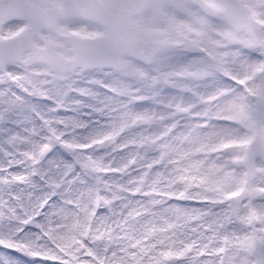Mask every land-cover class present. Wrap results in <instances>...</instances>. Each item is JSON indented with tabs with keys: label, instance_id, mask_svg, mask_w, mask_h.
I'll return each instance as SVG.
<instances>
[{
	"label": "snow or ice",
	"instance_id": "snow-or-ice-1",
	"mask_svg": "<svg viewBox=\"0 0 264 264\" xmlns=\"http://www.w3.org/2000/svg\"><path fill=\"white\" fill-rule=\"evenodd\" d=\"M0 264H264V0H0Z\"/></svg>",
	"mask_w": 264,
	"mask_h": 264
}]
</instances>
